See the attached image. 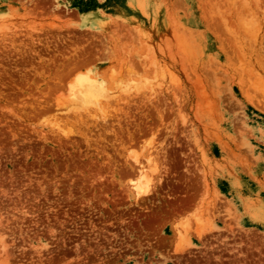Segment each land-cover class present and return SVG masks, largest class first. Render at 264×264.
Returning a JSON list of instances; mask_svg holds the SVG:
<instances>
[{"label":"rangeland","instance_id":"1","mask_svg":"<svg viewBox=\"0 0 264 264\" xmlns=\"http://www.w3.org/2000/svg\"><path fill=\"white\" fill-rule=\"evenodd\" d=\"M0 264H264V0H0Z\"/></svg>","mask_w":264,"mask_h":264},{"label":"bare ground","instance_id":"2","mask_svg":"<svg viewBox=\"0 0 264 264\" xmlns=\"http://www.w3.org/2000/svg\"><path fill=\"white\" fill-rule=\"evenodd\" d=\"M245 20L241 21V19H240V23L242 22L241 23L242 27L245 26V29H247V31L248 30L251 31V29H253V27L250 29H248V28L252 24V22L250 24V20H249V22H247ZM243 22L250 24V25H247V24L244 25ZM253 24H255V23H253ZM237 26H239V25H237ZM254 27H257V24ZM92 79H89L88 77H84V76H82L80 78L78 77L76 82L71 86L70 94H69V100H70V102L75 104L74 105L75 107H79L80 109H82L83 107H88L87 106L88 104H90L89 106H91V105L99 106V100H101L100 98H106V100H107L108 94L110 92L109 93L107 92V89L103 86V84L101 82H97V81L92 80ZM109 97H110V94H109ZM112 97H113V95H112ZM70 105H72V104H70ZM100 107H101V105H100ZM83 109L85 110V108H83ZM98 110H101V109L98 108ZM95 111H96V108H95ZM149 160H151V159H149ZM134 162L137 163V165H138L137 167H139V168L133 169L129 173V176L132 177L129 182L131 184L130 186H131L133 193L136 196H139V195L147 192V190L149 189V185H150L151 181H150V178L148 177V175L146 174V172L144 171V167L139 163L136 156L134 157Z\"/></svg>","mask_w":264,"mask_h":264}]
</instances>
